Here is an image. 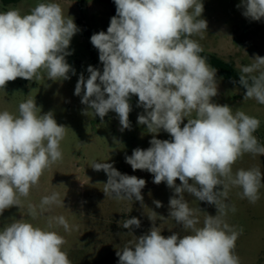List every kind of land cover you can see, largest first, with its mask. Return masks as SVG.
Returning <instances> with one entry per match:
<instances>
[{"label": "clouds", "instance_id": "clouds-1", "mask_svg": "<svg viewBox=\"0 0 264 264\" xmlns=\"http://www.w3.org/2000/svg\"><path fill=\"white\" fill-rule=\"evenodd\" d=\"M114 4L116 15L107 31L90 37L102 71L88 66L89 75L79 76L74 94L81 96L85 115L91 112L103 121L114 112L121 131L131 128L130 100L138 97L137 107L143 112L137 123L146 126L152 138L150 147L134 149L126 163L134 171H148L153 183L164 182L173 190L168 218L188 233L165 237L148 216L152 227L116 252L118 264H240L235 248L243 230L227 222L228 212L236 209L226 200L233 187L252 204L260 199L261 169L234 172L233 166L245 154L264 156V145L254 135L261 121L213 100L219 94L217 69L192 38L202 39L207 31L202 0H114ZM237 7L252 21L264 18V0H240ZM79 31L74 18L66 17L56 2L37 3L27 14L19 8L0 12V89L17 78L70 79L75 70L66 57L72 54L70 42ZM253 61L240 68L238 83L246 90L243 100L264 105V57L257 55ZM67 129L52 111L42 113L35 99L21 102L18 114L0 111V215L14 206L20 208L44 171L62 159L60 145ZM161 130L171 139L156 138ZM91 167L107 174L106 196L143 205L145 179L122 174L108 162ZM185 193L214 205L216 215L207 214L198 227L197 210L189 207ZM63 201L53 192L41 198L39 213L29 203L28 215L35 219L53 205L64 206ZM154 204L163 206L160 201ZM10 221L0 228V264H72L63 250L65 238L51 230L53 224L65 232L72 230L63 215L47 216L43 228L23 217ZM140 224L132 217L124 220L123 228Z\"/></svg>", "mask_w": 264, "mask_h": 264}, {"label": "rangeland", "instance_id": "rangeland-1", "mask_svg": "<svg viewBox=\"0 0 264 264\" xmlns=\"http://www.w3.org/2000/svg\"><path fill=\"white\" fill-rule=\"evenodd\" d=\"M40 2L58 3L64 15L73 17L80 29L70 42L69 51L72 54L66 57L75 74L69 73L70 79L64 81L47 80L46 75L33 81L23 78L9 81L5 89H0V111L8 110L12 114H18L21 102L35 99L42 113L52 111L57 123L68 129L60 145L62 159L44 171L39 184L31 189L29 197L24 199L20 208L14 206L0 215V228L11 222L12 218L21 217L43 228L47 226V216L63 215L72 230L65 232L62 226L55 224L51 230L65 238L63 250L67 252L72 264H118L116 252L135 237L149 231L152 227L149 217H153V223L165 237L174 232L188 234L181 230L174 219L168 218L169 198L173 196V190L164 182L159 185L153 183V174L148 171H134L126 163V156H130L134 149L150 147L149 141L152 138L146 126L137 123L138 115L143 112L142 107H137L138 97L132 96L130 100L131 128L121 131L119 119L114 112H109L103 121L91 112L85 115L86 106L81 103V96L74 94L79 76L83 74L85 78L88 77V66L102 71L98 50L91 44L90 37L99 31H107L113 17L110 6L96 0L89 1L82 7L72 0H22L15 4H4L0 0V12L19 8L22 14H27ZM202 2L204 11L201 18L207 21V31L202 34V39L199 35L192 38L199 42L205 52L232 62L239 73L242 66L254 62L255 56L264 57V18L252 21L244 17L243 10L237 7L240 0ZM216 78L219 94L213 98L214 102L228 104L233 107L234 112L241 110L258 118L261 124L254 135L264 145V105L255 99L243 100L245 91L227 82L219 72L216 73ZM184 123H187L186 119ZM156 138L171 139L163 130ZM95 162L111 163L122 174L145 179L146 186L142 189L143 205L135 200L117 201L106 196L103 189L107 174L103 170H94L91 166ZM253 167L260 168L264 173V156L245 154L233 166V171ZM176 184H180L178 179ZM53 192L59 193L64 206L53 205L50 212L31 218L27 205L35 204L39 213L41 198ZM240 192L239 188H230L226 200V203L234 205L236 209L235 212H228L227 222L237 230H243L236 241L235 253L240 258V264H264V188L260 189V199L255 204L242 199ZM185 198L189 207L197 210L200 220L198 227L203 226L207 214L216 215L214 205L198 201L187 193ZM154 201H160L163 206L157 208ZM152 211L158 215L153 216ZM132 217L141 221L140 227L133 226L131 230L123 228L124 220Z\"/></svg>", "mask_w": 264, "mask_h": 264}, {"label": "trees", "instance_id": "trees-1", "mask_svg": "<svg viewBox=\"0 0 264 264\" xmlns=\"http://www.w3.org/2000/svg\"><path fill=\"white\" fill-rule=\"evenodd\" d=\"M4 4H15L22 0H1ZM78 3L80 7L84 6L89 1L92 0H72ZM101 3L107 4L110 6L112 15H116V6L114 4V0H96ZM202 56L207 58V62L209 65L217 69L224 79L237 87L241 88L243 91H246L241 85H239V72L236 70L235 65L232 62H226L222 59L218 58L215 54H210L205 51L201 53Z\"/></svg>", "mask_w": 264, "mask_h": 264}]
</instances>
